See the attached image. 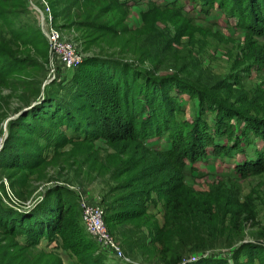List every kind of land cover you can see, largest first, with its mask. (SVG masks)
<instances>
[{"label":"rangeland","instance_id":"obj_1","mask_svg":"<svg viewBox=\"0 0 264 264\" xmlns=\"http://www.w3.org/2000/svg\"><path fill=\"white\" fill-rule=\"evenodd\" d=\"M44 1L50 12L62 7L58 0L56 6ZM230 5V0H88L92 14L99 12L96 20L111 24L120 34L86 44V29H59L77 44L82 62L91 56L118 59L139 70L149 69L154 77L182 79L195 92H172V86L171 129L137 141L151 155L169 151L175 162L171 166L179 173L173 187L151 191L142 199L138 217L108 221V214L120 211L106 213V206L115 205L116 198L127 191L119 186L141 163L135 164L130 153H117L102 137L90 139L51 122L38 121L42 129L37 131L28 117L20 119L59 84L62 93L73 68L51 70L48 57H39L33 50L40 48L35 44L38 37L34 45L16 46L10 32L19 31L24 38L34 36L33 29L42 32L37 12L41 0H6L0 7L7 13L0 18V42L9 41L10 48L4 51L27 61L7 76L0 71V148L8 129L17 125L11 130L30 154L33 167H0L3 202L29 209L54 190L66 206V229L76 230L97 252L81 224V203H98L104 210L105 228L123 256L117 259L110 252H100L106 264H260L257 256L264 261V124H260L264 118V28L230 13ZM65 15L52 19V25L56 28L66 22ZM32 62L40 67L31 66ZM6 66L8 62L0 56V70ZM217 82L224 89L215 94L212 86ZM201 93L220 100L229 95L230 102L236 96L232 107L245 112L251 123L238 115L219 118L200 102ZM202 124L208 145L191 149L186 143L180 146L181 140L177 143L178 131L187 135ZM23 125L34 128L27 133ZM135 142L127 141V147ZM129 163L133 168L127 170ZM166 199L180 206L178 223L173 224L163 209ZM15 253L18 258L8 260ZM18 259L20 264H82L57 236L25 247L21 236L0 233V264H17Z\"/></svg>","mask_w":264,"mask_h":264},{"label":"trees","instance_id":"obj_2","mask_svg":"<svg viewBox=\"0 0 264 264\" xmlns=\"http://www.w3.org/2000/svg\"><path fill=\"white\" fill-rule=\"evenodd\" d=\"M6 0H0V7ZM56 0H51L53 6ZM62 7L59 11L53 9L50 12L54 20L57 16L66 14V22H60L56 28H70L73 26L86 29V44H93L106 36L115 37L120 31L115 30L111 24L96 20L99 12L92 14L87 7L88 0H58ZM230 13L236 12L243 15L251 24L264 28V0H230ZM15 7L19 6L14 4ZM80 11V12H79ZM72 13V16L69 15ZM7 13L0 9V18ZM68 16H71L68 18ZM4 19V18H3ZM2 22H0V29ZM3 27V26H2ZM34 36L24 38L21 32L11 34L16 41V46L26 45L32 42L39 44L40 48H33L39 57H48V47L44 35L40 30L33 29ZM37 35V36H35ZM107 39V38H106ZM9 41L0 42V56L5 58L8 66L2 68L1 74L7 76L10 72L19 70L26 63L25 58L11 56ZM18 46V47H19ZM46 48V51H44ZM25 57V56H24ZM47 60V59H46ZM31 66H39L32 62ZM69 83L65 90L59 93L58 86L49 90L39 105H33L24 112L25 119L29 118L35 125L34 129L40 130L41 124L53 123L56 126L63 125L73 131H81L83 136L90 139L102 137L110 143L112 149L117 153H130L136 163H141L138 171L133 174L127 182L119 186V190H127L120 194L115 200V205H107L106 213L119 210V214H108L106 219L116 220L118 217L127 219L138 217L143 211V200L153 191L166 190L173 187L174 179L179 173L173 166L174 160H170V153L166 155H151L137 141L145 137L158 134L163 130L171 129L169 126V108H173L170 93L179 92L188 95L195 94L182 79L154 77L149 69L139 70L135 66L124 63L118 59L91 56L73 68ZM53 84V82H52ZM172 86L174 90L171 92ZM224 86L217 82L212 86L215 94L222 91ZM201 103L207 108L216 111L221 119H229L235 115L243 117L246 123H251V118L245 112L238 111L232 107V102L238 101L236 96L230 102L231 96H224L222 100L216 96L201 93ZM251 120V121H250ZM39 121V122H38ZM220 122V120H219ZM28 123V122H26ZM30 124V123H29ZM260 124H264V118ZM24 126V125H23ZM18 127L12 124L11 129ZM31 131L30 125L22 127ZM8 129L7 136L0 148V167L12 169H27L33 167L30 154L25 152L16 140V135ZM206 128L202 124L200 128L194 127L187 135L177 132L181 145L205 147L208 145L209 137L206 136ZM208 138V139H207ZM127 141H136L132 148L127 147ZM173 139V144H175ZM178 146L176 144L175 148ZM133 168V163L128 164L127 170ZM114 204V203H113ZM178 203L175 200L164 201L163 209L169 213L173 224L178 223L181 214ZM104 211V210H103ZM66 206L61 198L54 194V190L47 192L41 201L34 203L29 209H18L6 204L0 197V233L5 236H21L25 247L34 246L41 238L52 240L59 237L61 245L66 249H73L79 256L82 264H106L103 257L106 250L98 248L90 250V241L83 239L76 230L66 229ZM196 213V212H195ZM194 213V214H195ZM104 219V216H103ZM94 242V241H93ZM5 255V254H4ZM18 253L11 254L8 260H16ZM258 262L264 264L260 256ZM6 264V263H5ZM17 264H20L18 259ZM24 264V263H23ZM31 264H34L31 262Z\"/></svg>","mask_w":264,"mask_h":264},{"label":"built area","instance_id":"obj_3","mask_svg":"<svg viewBox=\"0 0 264 264\" xmlns=\"http://www.w3.org/2000/svg\"><path fill=\"white\" fill-rule=\"evenodd\" d=\"M40 25L48 47V60L51 70L54 68L70 69L81 62L77 44L69 36L52 25L50 9L41 0ZM81 224L84 231L92 238L98 248L110 252L115 258H122L119 247L108 234L104 224V211L98 203L82 202Z\"/></svg>","mask_w":264,"mask_h":264},{"label":"water","instance_id":"obj_4","mask_svg":"<svg viewBox=\"0 0 264 264\" xmlns=\"http://www.w3.org/2000/svg\"><path fill=\"white\" fill-rule=\"evenodd\" d=\"M37 12H38V14H39V16H40V10L39 9H37ZM46 82L44 81V83L43 84H45ZM18 114V113H17ZM1 142H2V140L0 139V144H1Z\"/></svg>","mask_w":264,"mask_h":264}]
</instances>
